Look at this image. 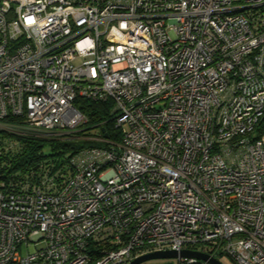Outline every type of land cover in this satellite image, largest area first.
Here are the masks:
<instances>
[{
	"label": "built area",
	"instance_id": "obj_1",
	"mask_svg": "<svg viewBox=\"0 0 264 264\" xmlns=\"http://www.w3.org/2000/svg\"><path fill=\"white\" fill-rule=\"evenodd\" d=\"M77 97L120 141L0 174V264H264V0H0V170L21 126L85 123Z\"/></svg>",
	"mask_w": 264,
	"mask_h": 264
},
{
	"label": "trees",
	"instance_id": "obj_2",
	"mask_svg": "<svg viewBox=\"0 0 264 264\" xmlns=\"http://www.w3.org/2000/svg\"><path fill=\"white\" fill-rule=\"evenodd\" d=\"M74 105L85 116L86 122L80 127L86 129L98 127V132L104 129L108 138L120 141V133L114 127L113 114L111 113L112 102L91 101L86 98L77 97ZM12 119V118H11ZM14 119V118H13ZM19 120V118H15ZM97 134V133H96ZM82 133L84 136L96 135ZM264 135V117L256 125L252 136L255 139ZM17 148L3 157L4 167L0 170L1 177L9 178L24 177L29 174L37 176L40 166L45 167L49 173H55L63 168L69 157L84 147H99L104 143L88 139H80L73 134H56L53 132H32L16 136ZM1 161V160H0Z\"/></svg>",
	"mask_w": 264,
	"mask_h": 264
},
{
	"label": "water",
	"instance_id": "obj_3",
	"mask_svg": "<svg viewBox=\"0 0 264 264\" xmlns=\"http://www.w3.org/2000/svg\"><path fill=\"white\" fill-rule=\"evenodd\" d=\"M102 131H104L103 128ZM104 136H107V134L104 133ZM178 256L196 258L198 260L205 261L208 264H223L219 259L215 257H211L200 251L188 250V249H183L179 253L176 252L175 250H157V251L147 252L134 258L130 262V264H142L145 262L162 260V259L168 261L153 262L150 264H172L171 260L176 259Z\"/></svg>",
	"mask_w": 264,
	"mask_h": 264
},
{
	"label": "rangeland",
	"instance_id": "obj_4",
	"mask_svg": "<svg viewBox=\"0 0 264 264\" xmlns=\"http://www.w3.org/2000/svg\"><path fill=\"white\" fill-rule=\"evenodd\" d=\"M21 129H25L24 131L25 132H33L31 129H29V128H27V127H24V126H21L20 127ZM67 131V130H66ZM118 131V130H117ZM68 132V131H67ZM104 132V131H103ZM63 133V132H62ZM61 133V134H62ZM71 134H73V135H77V136H79L80 137V139H88V140H94V141H99V140H97V138L96 137H94V136H92V135H90V136H84V135H82V133L84 134V133H90V134H96V133H98V127H91V128H89V129H86V126H83V127H79V128H77L76 129V131H71L70 132ZM69 133V134H70ZM104 133H106V132H104ZM99 142H102V141H99ZM102 143H104V142H102ZM165 261H168V260H155V262H165ZM171 261H173V264H177V261L175 260V259H173V260H171ZM221 261H222V263L223 264H235L234 262H233V260L232 259H230V258H227V257H223V258H221ZM153 262V261H152Z\"/></svg>",
	"mask_w": 264,
	"mask_h": 264
},
{
	"label": "flooded vegetation",
	"instance_id": "obj_5",
	"mask_svg": "<svg viewBox=\"0 0 264 264\" xmlns=\"http://www.w3.org/2000/svg\"><path fill=\"white\" fill-rule=\"evenodd\" d=\"M153 262H155V261H153ZM152 261H150V262H145V263H142V264H150V263H153ZM172 262V261H171ZM172 264H173V262H172Z\"/></svg>",
	"mask_w": 264,
	"mask_h": 264
}]
</instances>
